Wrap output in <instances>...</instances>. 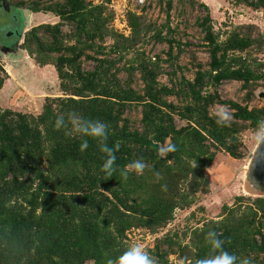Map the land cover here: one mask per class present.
Listing matches in <instances>:
<instances>
[{
  "label": "trees",
  "instance_id": "1",
  "mask_svg": "<svg viewBox=\"0 0 264 264\" xmlns=\"http://www.w3.org/2000/svg\"><path fill=\"white\" fill-rule=\"evenodd\" d=\"M174 1L158 0L166 15L161 24L128 11L129 34L112 26L110 0L19 2L35 14L60 19L33 26L21 48L38 67L55 69L61 96L46 97L37 114L0 105V264H107L131 245L132 230L158 236L150 250L154 264H169L171 255L198 264L213 255L205 240L213 230L228 252L264 264V197L236 196L217 217L163 233L178 210L191 209L210 194V174L218 166L220 174L226 169L215 166L218 154L245 158L242 135L264 121V107H250L256 91L264 89L260 28L238 25L222 37L209 4L191 0L207 12L198 26L209 62L182 67L184 50L171 26ZM235 1L264 10V0ZM65 23L72 33L64 32ZM108 37L113 44H106ZM150 43L166 44V58L149 56L144 47ZM127 54L132 56L122 68ZM84 58L93 69L83 68ZM164 64L173 67L168 83L161 81ZM176 68L192 77H178ZM8 79L0 60V92ZM225 81L242 84L244 103L221 97ZM217 105L232 110L229 127L210 118ZM134 111L140 117L132 116ZM72 112L109 126V147L119 145L113 177L106 179L101 171L104 154L96 141L90 139L81 152L79 138L56 130L57 116ZM178 119L186 124L178 127ZM165 142L176 151L161 158ZM138 158L147 166L144 173L123 179L121 170Z\"/></svg>",
  "mask_w": 264,
  "mask_h": 264
},
{
  "label": "rangeland",
  "instance_id": "2",
  "mask_svg": "<svg viewBox=\"0 0 264 264\" xmlns=\"http://www.w3.org/2000/svg\"><path fill=\"white\" fill-rule=\"evenodd\" d=\"M27 4L29 0H12L13 8L11 11L6 10L0 5V47L14 46L25 33L26 28L30 29L42 23H57L60 19L53 14L30 13L25 6L20 7L19 2ZM42 4L49 3L53 0H34ZM56 1V0H54ZM96 4L106 2L107 0H89ZM199 2H207L210 6L211 15L217 21V32L222 37L225 32L232 29L234 26L254 24L257 25L264 34V10H255L245 4H237L235 0H199ZM109 8L114 11L115 19L112 26L125 34H129V29L126 24V14L128 11L144 13L151 21H157L158 24L166 22V15L163 7L158 4V0H146L145 4L139 5L136 0H110ZM29 13L30 20L27 24L25 14L20 10ZM34 14V17H33ZM207 14L206 10L198 3L192 4L191 0H175L172 10L171 26L176 29V37L181 40L183 54L178 61L182 67H189L193 63L209 62V54L203 47L204 33L198 26V22ZM32 15V17H31ZM29 18V17H28ZM65 33H72V26L65 23L63 26ZM26 31V30H25ZM106 44H113L112 38L106 39ZM145 50L149 56L161 55L165 57V51L168 50L166 44L150 43L145 45ZM6 56V57H5ZM132 54H127L120 61L119 66L122 68L130 60ZM264 59V54L261 56ZM4 59L10 68L7 69L13 74V82L11 86H6L4 96L0 98V104L16 107L19 110H25L33 113H40L44 104V100L48 96H61L59 79L53 69H41V73H35L29 65V60L33 59L25 50L17 48L14 55H5L0 53V60ZM34 60V59H33ZM2 62V61H1ZM23 62V63H22ZM35 62V61H34ZM31 64V63H30ZM83 68L91 70L94 68V63L86 58L83 59ZM164 74L161 76V81L168 83L169 76L167 74L173 72V67L164 64ZM178 77L185 73L186 76L192 77V74L185 69L176 68ZM122 72H126L125 69ZM126 76L125 73L121 74ZM126 78V77H125ZM138 81V80H137ZM15 84H18L16 87ZM21 84V85H20ZM30 85L35 89L31 91V97L27 94L24 85ZM20 86V87H19ZM242 84L237 81H225L219 87V93L224 100H233L244 103L245 92L241 89ZM38 89V90H36ZM257 97L250 102V107H264V89L259 88L256 91ZM8 95V96H7ZM28 97H30L28 99ZM10 101V102H7ZM219 106H215L212 111ZM227 107V106H226ZM228 108V107H227ZM229 109V108H228ZM141 110V109H140ZM232 113V110L229 109ZM132 116L140 117V112L134 111ZM186 123L177 120L178 127ZM256 131H247L242 135L245 144V158L234 159L225 152H220L215 161V166L223 165L225 170L219 173L218 166L215 169L216 174H210L211 192L206 196H201L200 201L188 210H178L175 214V220L165 230L181 232L188 225H194L198 220L217 217L220 214L224 204H232L236 196L258 197L253 194L248 183L245 180L249 164L252 160L257 142L254 139ZM213 176V178H212ZM195 213V216H192ZM163 233H160L161 236ZM158 236L150 235L145 230H132L128 233V241L131 245L141 244L151 256L153 262L155 256L150 252L154 248L155 238ZM169 264H185L179 261L176 255L170 256ZM189 264V263H186Z\"/></svg>",
  "mask_w": 264,
  "mask_h": 264
},
{
  "label": "clouds",
  "instance_id": "3",
  "mask_svg": "<svg viewBox=\"0 0 264 264\" xmlns=\"http://www.w3.org/2000/svg\"><path fill=\"white\" fill-rule=\"evenodd\" d=\"M210 118L214 120L217 126L229 127L232 121V113L226 106H219L215 111H210ZM56 130L67 129V134L81 140L80 150L86 151L89 147V140L96 141L99 150L104 154V162L101 171L106 179L113 177L117 171L115 151L119 148L109 147V126L101 120L85 118L78 113H69L67 118L64 115H58L55 120ZM257 143L264 144V121H261L254 136ZM176 151V146L163 145L158 153L163 158L164 154ZM146 164L142 158L130 162L121 170L123 179H127L130 173L142 175L146 169ZM207 245L210 246L213 255L202 259L198 264H252L250 258L240 259L237 255L228 252L224 245L225 241L220 238L216 231H209L205 237ZM107 264H154L151 256L141 244L130 245L123 254L110 258Z\"/></svg>",
  "mask_w": 264,
  "mask_h": 264
},
{
  "label": "water",
  "instance_id": "4",
  "mask_svg": "<svg viewBox=\"0 0 264 264\" xmlns=\"http://www.w3.org/2000/svg\"><path fill=\"white\" fill-rule=\"evenodd\" d=\"M4 6L9 7V0H2ZM24 35L14 43L17 48H20L21 44L24 40ZM12 47H0V53H4L5 55H14L17 49ZM6 57V56H5ZM165 142L163 145H166ZM245 180L248 183L250 189L252 190L253 194L258 197H264V144L257 143L255 148L252 160L249 164V168L247 174L245 176Z\"/></svg>",
  "mask_w": 264,
  "mask_h": 264
},
{
  "label": "crops",
  "instance_id": "5",
  "mask_svg": "<svg viewBox=\"0 0 264 264\" xmlns=\"http://www.w3.org/2000/svg\"><path fill=\"white\" fill-rule=\"evenodd\" d=\"M1 61L4 63V66H5V68H6V70H7V72H8V74H9V79L6 81V83H5V86H4V88L2 89V91L0 92V98H2L3 96H4V92H5V90H6V86H11V84L14 82L13 80V74H11V72L7 69V67H9L10 68V66H9V64H7L6 63V61L4 60V59H1ZM30 62H29V65H30V67L32 68V69H34L35 70V73H36V71H37V73H41V69H50V67H51V69H53V71L55 72V69L52 67V66H46V67H43V68H40V67H38L36 64H35V62H34V60L33 59H30L29 60ZM23 63V62H22ZM31 63V64H30ZM15 83V82H14ZM18 84H15V86L14 87H16ZM21 85V84H20ZM18 87V86H17ZM20 87V86H19ZM24 88L26 89V92H27V94L28 95H30V97H31V94H32V92L31 91H34L35 89H33V88H31L30 87V85L29 84H27V86L26 85H24ZM31 90V91H30ZM36 90H38V89H36ZM8 96V95H7ZM30 97H28V99L30 98ZM7 102H10V101H7ZM2 107H4V108H15V109H17L16 107H13V106H10L11 104L9 103V105H3V103H1L0 104Z\"/></svg>",
  "mask_w": 264,
  "mask_h": 264
},
{
  "label": "flooded vegetation",
  "instance_id": "6",
  "mask_svg": "<svg viewBox=\"0 0 264 264\" xmlns=\"http://www.w3.org/2000/svg\"><path fill=\"white\" fill-rule=\"evenodd\" d=\"M0 5L3 7V8H5L6 10H12L13 8H15V9H17V7H19V6H15V5H13V3H12V0H9V7H10V9H8L7 8V6H4V4H3V1L2 0H0ZM21 7V6H20ZM27 8V7H26ZM18 10H20L22 13H24L25 14V17L27 18V24L29 23V20H30V15H29V13H26V12H24L23 10H21V9H18ZM27 10H29L28 8H27ZM30 11V10H29ZM30 13H33L32 11H30ZM29 17V18H28ZM31 17H32V15H31ZM33 17H34V14H33ZM33 27V26H32ZM32 27H30V29L32 28ZM29 28L27 29H25L23 32H27L28 30H30ZM24 33V34H25ZM14 49H17V47H16V45H14V47H13Z\"/></svg>",
  "mask_w": 264,
  "mask_h": 264
},
{
  "label": "built area",
  "instance_id": "7",
  "mask_svg": "<svg viewBox=\"0 0 264 264\" xmlns=\"http://www.w3.org/2000/svg\"><path fill=\"white\" fill-rule=\"evenodd\" d=\"M139 5L145 4L146 0H136Z\"/></svg>",
  "mask_w": 264,
  "mask_h": 264
}]
</instances>
